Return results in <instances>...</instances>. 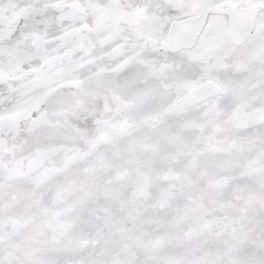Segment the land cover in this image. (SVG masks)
Returning <instances> with one entry per match:
<instances>
[{"label": "snow or ice", "instance_id": "snow-or-ice-1", "mask_svg": "<svg viewBox=\"0 0 264 264\" xmlns=\"http://www.w3.org/2000/svg\"><path fill=\"white\" fill-rule=\"evenodd\" d=\"M0 264H264V0H0Z\"/></svg>", "mask_w": 264, "mask_h": 264}]
</instances>
